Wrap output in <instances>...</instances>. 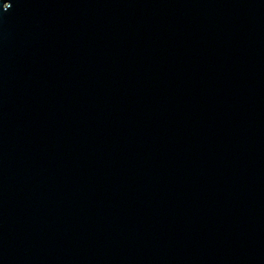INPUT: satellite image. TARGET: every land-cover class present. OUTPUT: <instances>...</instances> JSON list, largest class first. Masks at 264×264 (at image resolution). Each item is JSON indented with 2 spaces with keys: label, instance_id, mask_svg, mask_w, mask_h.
Here are the masks:
<instances>
[{
  "label": "water",
  "instance_id": "obj_1",
  "mask_svg": "<svg viewBox=\"0 0 264 264\" xmlns=\"http://www.w3.org/2000/svg\"><path fill=\"white\" fill-rule=\"evenodd\" d=\"M0 264H264V0H0Z\"/></svg>",
  "mask_w": 264,
  "mask_h": 264
}]
</instances>
